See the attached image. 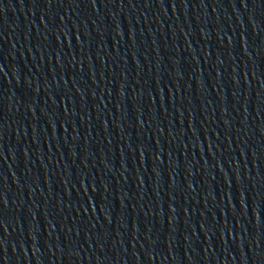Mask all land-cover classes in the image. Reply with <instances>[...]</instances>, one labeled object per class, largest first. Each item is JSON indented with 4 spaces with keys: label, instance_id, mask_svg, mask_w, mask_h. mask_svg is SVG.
Masks as SVG:
<instances>
[{
    "label": "water",
    "instance_id": "water-1",
    "mask_svg": "<svg viewBox=\"0 0 264 264\" xmlns=\"http://www.w3.org/2000/svg\"><path fill=\"white\" fill-rule=\"evenodd\" d=\"M264 20V0H239Z\"/></svg>",
    "mask_w": 264,
    "mask_h": 264
}]
</instances>
